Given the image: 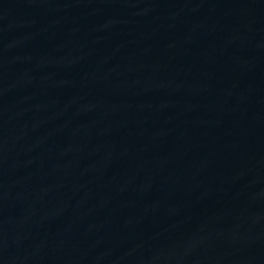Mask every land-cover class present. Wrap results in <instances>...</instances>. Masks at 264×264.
Listing matches in <instances>:
<instances>
[{
    "label": "water",
    "instance_id": "water-1",
    "mask_svg": "<svg viewBox=\"0 0 264 264\" xmlns=\"http://www.w3.org/2000/svg\"><path fill=\"white\" fill-rule=\"evenodd\" d=\"M0 264H264V0H0Z\"/></svg>",
    "mask_w": 264,
    "mask_h": 264
}]
</instances>
